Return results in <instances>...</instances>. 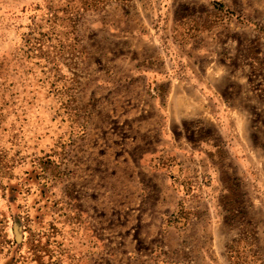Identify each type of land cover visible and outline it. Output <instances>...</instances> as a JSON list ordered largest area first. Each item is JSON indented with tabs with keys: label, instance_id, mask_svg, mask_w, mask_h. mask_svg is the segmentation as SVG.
<instances>
[{
	"label": "rangeland",
	"instance_id": "374dc122",
	"mask_svg": "<svg viewBox=\"0 0 264 264\" xmlns=\"http://www.w3.org/2000/svg\"><path fill=\"white\" fill-rule=\"evenodd\" d=\"M0 264H264V0H0Z\"/></svg>",
	"mask_w": 264,
	"mask_h": 264
}]
</instances>
